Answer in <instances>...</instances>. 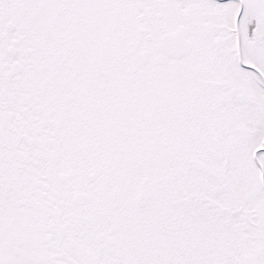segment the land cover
<instances>
[{
  "label": "snow or ice",
  "instance_id": "1",
  "mask_svg": "<svg viewBox=\"0 0 264 264\" xmlns=\"http://www.w3.org/2000/svg\"><path fill=\"white\" fill-rule=\"evenodd\" d=\"M0 264H264V0H0Z\"/></svg>",
  "mask_w": 264,
  "mask_h": 264
}]
</instances>
